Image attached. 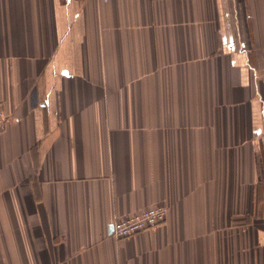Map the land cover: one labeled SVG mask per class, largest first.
Wrapping results in <instances>:
<instances>
[{"label": "crops", "instance_id": "1", "mask_svg": "<svg viewBox=\"0 0 264 264\" xmlns=\"http://www.w3.org/2000/svg\"><path fill=\"white\" fill-rule=\"evenodd\" d=\"M0 109V264H264V0H0Z\"/></svg>", "mask_w": 264, "mask_h": 264}, {"label": "built area", "instance_id": "2", "mask_svg": "<svg viewBox=\"0 0 264 264\" xmlns=\"http://www.w3.org/2000/svg\"><path fill=\"white\" fill-rule=\"evenodd\" d=\"M107 1V0H103ZM8 118L0 109V134L5 130ZM167 209L154 205L112 223V233L116 238H127L160 226L166 218Z\"/></svg>", "mask_w": 264, "mask_h": 264}]
</instances>
